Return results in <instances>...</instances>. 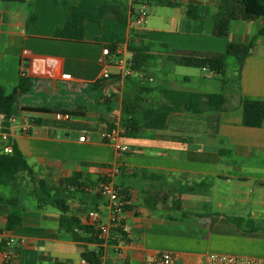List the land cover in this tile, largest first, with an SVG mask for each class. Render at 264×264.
I'll use <instances>...</instances> for the list:
<instances>
[{"label":"crops","instance_id":"1","mask_svg":"<svg viewBox=\"0 0 264 264\" xmlns=\"http://www.w3.org/2000/svg\"><path fill=\"white\" fill-rule=\"evenodd\" d=\"M167 1L175 6L151 0L149 16L138 27L132 25L134 0H127L128 34L145 36L151 55L147 67L156 77V81L141 82L153 90L147 96L157 103L169 88L165 71L180 67L167 60L170 52L224 53L229 43H250L264 28V19L238 20L231 24L228 38H218L210 25L221 0ZM80 2L67 0L64 8H57L55 0H0V84L11 95L24 71L31 77V92L18 102L22 109L16 113L15 145L39 182L61 187L75 172L83 174L91 187L70 196L68 205L84 222L96 210L101 222L109 223L106 199L90 177H97L98 183V167L120 169L113 182L128 194V201L123 196L130 206L126 210L130 241L101 246L76 242L60 229L59 209L50 205L39 209L31 193L33 184L22 174L19 192L12 186H0V264H82L85 251H100L103 264H153L164 252L175 255L176 264H207L211 253L264 258V126L247 128L242 123L244 99L264 100V36H257L240 74L236 72L238 83L226 92L223 111L172 113L164 130L144 129L137 138H123L130 151L122 154L102 141L100 133L112 123L113 114L119 119L124 114L122 100L130 78L115 76L102 87H91L103 81L106 46L97 39L105 26L86 21L85 43L53 37ZM192 6L197 8V19L188 16ZM156 65L163 72L162 80L153 72ZM110 72L116 75L117 70ZM143 73L147 80V71ZM209 74L208 78L214 77ZM174 80L188 81V76L177 75ZM116 95L120 103L114 100ZM55 105L85 110L68 121L27 111ZM27 121L33 126L25 133L22 129ZM82 135L88 139L81 141ZM15 197L18 204L9 205L8 200ZM11 213L23 218V223L7 231ZM232 218L246 222L239 227ZM7 238L13 239L12 248H6ZM7 252L12 260L5 258Z\"/></svg>","mask_w":264,"mask_h":264},{"label":"trees","instance_id":"2","mask_svg":"<svg viewBox=\"0 0 264 264\" xmlns=\"http://www.w3.org/2000/svg\"><path fill=\"white\" fill-rule=\"evenodd\" d=\"M66 1L55 0V6L57 8H64ZM153 2L157 5L175 6V4L167 0H153ZM196 10V7H190L188 9V16L197 19L198 16L194 15V11L196 12ZM258 19H264V0H221L216 14L211 18L210 26L212 34L215 37L228 38L231 24L234 21H252ZM86 21L105 26L104 34L97 41L104 43L111 52H116L120 46L127 44L133 68L139 72L147 71L151 58L149 53L150 48L144 44L145 36L143 34H128L129 6L127 0H81L72 9L64 23L55 29L54 39L65 42L85 43ZM31 22L30 20L29 24ZM258 35L264 36V28L259 31ZM257 36L253 37L251 42L247 44L229 43L224 53L174 50L169 53L167 60L174 66L207 70L214 76L226 77L227 61L231 58L236 60L239 66L236 72L240 74L245 60L251 54ZM136 39L140 40L139 43L135 42ZM104 82L106 81L97 82L91 87H102V83ZM135 86L137 91H134L135 93L131 95V90H129V93H126L122 100L125 117L120 122V126L123 138H137L144 129L154 131L164 130L168 117L172 113L192 112L200 114L204 112H221L225 109L227 103L225 89L219 93L204 94L168 88L164 89L161 93L163 101L156 106L145 107L144 96L153 90L142 82L139 85L135 84ZM32 88L33 81L25 71L21 74L19 84L11 95H7L0 84V113L8 115L16 114L19 109H22L18 105L19 98L31 92ZM131 88L133 89V87ZM106 103L108 105L111 104L110 100H107ZM83 110L85 109L81 107L71 109L55 105L47 108H29L27 111L44 114L69 113L71 116L77 117L83 115L81 113ZM109 110L110 108H108ZM34 123L37 124L38 121L34 120ZM242 123L247 128H262L264 126V100L249 97L244 99ZM109 127L113 128L114 124L109 123ZM22 174H26L30 178L33 184L31 193L35 197L40 210L50 205L61 211L59 226L62 231L71 235L78 243L85 242L100 246L104 243L100 238L96 224L92 223L89 218L87 222H84L80 217L71 212L68 205L71 195L79 192L84 193L89 188L88 184L83 180L82 173L75 172L64 180V184L61 187L50 186L46 182H39L26 157L14 145V153L12 155H0V186H12L19 192ZM100 181L101 178H99L98 183ZM123 194L128 201L127 192L123 190ZM18 201V198L15 197L9 199L8 204L16 206ZM129 209L130 206H126L125 210ZM231 220L239 227L246 222L243 218H232ZM22 223L23 218L15 213H11L8 216L6 230L12 231L14 227ZM129 241L128 235L121 228H111L109 243L118 245L120 243H128ZM82 256L87 260L88 264H100L102 260L100 251H85ZM12 259L11 256L8 260ZM5 264H10V261H7Z\"/></svg>","mask_w":264,"mask_h":264},{"label":"built area","instance_id":"3","mask_svg":"<svg viewBox=\"0 0 264 264\" xmlns=\"http://www.w3.org/2000/svg\"><path fill=\"white\" fill-rule=\"evenodd\" d=\"M151 0H134V6L136 10L133 12L135 25L141 27L149 16V3ZM103 73L102 80L110 81L113 77L117 76L120 79L139 78L144 79L145 74L139 72L133 68L130 54L126 46H120L116 52H111L109 48L103 49ZM111 68L117 70L116 75L110 72ZM70 76H65V79H69ZM54 117L57 120H70L71 115L69 113H54ZM18 122V116L16 114L8 115L0 113V155H12L14 153V139L13 131L15 125ZM113 128H106L100 133V138L107 144L113 145L116 150L122 154H126L130 151L129 146L122 142L120 119L116 114L111 118ZM33 124L27 121L23 127V131L28 133L32 129ZM87 135L80 137L81 141H86ZM97 171L101 175V181L98 183L97 188L100 195L106 199L105 208L108 211L109 223L105 224L101 222V214L99 211H91L88 218L92 223H95L97 230L100 233V238L104 241L103 244L109 243L111 228H121L124 233L128 235L130 239V231L126 224V201L124 199L122 190L118 188L113 179L120 174V169L117 167H98ZM13 239H6V248H12ZM12 256L10 252L5 255L6 259ZM102 259V258H101ZM82 264H87L86 260H82ZM100 264H103L101 260ZM153 264H176V257L172 253H162ZM207 264H264V258H251L242 256H233L225 254L211 253L207 258Z\"/></svg>","mask_w":264,"mask_h":264},{"label":"rangeland","instance_id":"4","mask_svg":"<svg viewBox=\"0 0 264 264\" xmlns=\"http://www.w3.org/2000/svg\"><path fill=\"white\" fill-rule=\"evenodd\" d=\"M132 25L133 26L135 25L134 21L132 22ZM151 62L153 64H156V60H152ZM237 68H238V64L236 63V61L234 59H229L228 64H227V68H226V70H227V76L226 77L214 76L212 78H208V77H210L209 76L210 74L208 72H202L200 69L189 68V67H175V69L172 71H169V70L165 71V73H167L168 80L170 82V84H168L167 87L173 88V89L175 88L176 90L179 89L181 91L209 92L212 94L222 92V91H224V89H225V92H228L229 89L231 88V86L235 87L236 84L238 83V80H237L238 74H236ZM153 72L157 75L158 79H160V80L163 79V74H162L163 72H161L160 66H157V65H156V67L154 66ZM183 74L188 76V81H183V80L179 81L178 80V82H177L174 80L177 75L179 76V75H183ZM146 76H147V80L146 79L142 80L139 78H133V79L131 78L132 80L131 79L127 80L126 89L124 88L125 91L123 89L124 93L125 94L129 93V90H131L130 94L132 95L137 91L135 84L139 85L141 83V81L148 82L149 78H153L154 80L156 78L152 73L150 74L149 69H147ZM151 84L155 85L156 82H152ZM131 87H133V89ZM144 99H145V101H144L145 107L156 106L160 103V102L157 103L156 99L150 98L147 95L144 96ZM114 100L116 102H119V103L121 102V99L117 95L114 96ZM124 117H125V115L122 114L120 117V122L124 119ZM90 178H92L94 180L92 182H94V187L96 189L97 186L95 184L97 183V179H96L97 177L91 176ZM89 187H91V185ZM79 195H81V194H79ZM71 196H73V195H71ZM76 196H75V198L72 199L73 201H74V199L76 200V198H77Z\"/></svg>","mask_w":264,"mask_h":264}]
</instances>
